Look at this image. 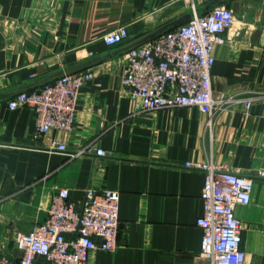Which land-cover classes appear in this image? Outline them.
Masks as SVG:
<instances>
[{"label": "crops", "instance_id": "obj_1", "mask_svg": "<svg viewBox=\"0 0 264 264\" xmlns=\"http://www.w3.org/2000/svg\"><path fill=\"white\" fill-rule=\"evenodd\" d=\"M222 1L234 19L213 49L212 94L252 104L206 125L195 107L136 112L122 85L127 47L185 17L188 0H0V254L18 259L15 233L43 221L60 188L76 205L86 188H108L120 194L117 244L92 250L89 264H211L195 225L204 175L185 163L212 160L253 177L249 202L234 211L246 263L264 264V0ZM118 27L126 38L108 46L103 35ZM66 69L94 75L80 89L73 127L35 137L34 113L7 101ZM51 139L67 150L49 148ZM89 143L107 154L69 156Z\"/></svg>", "mask_w": 264, "mask_h": 264}, {"label": "built area", "instance_id": "obj_2", "mask_svg": "<svg viewBox=\"0 0 264 264\" xmlns=\"http://www.w3.org/2000/svg\"><path fill=\"white\" fill-rule=\"evenodd\" d=\"M188 0L192 17L157 37L134 46L124 54L122 85L134 111H150L174 107H195L207 113L206 125L214 115L232 105L245 114L251 99L220 93L214 97L211 88L213 49L222 42V34L231 26L234 14L225 5H218L203 14H196L198 2ZM124 27L103 35L108 46L126 38ZM94 75L80 70L14 94L7 101L11 110L27 107L34 113V136L49 131H70L74 124L81 87ZM49 148L66 151V144L51 139ZM106 151L94 143L69 152L70 157ZM204 175L201 190L202 213L195 225L202 230L200 254L211 264H247L240 247L241 221L236 204L250 200L254 179L235 173L226 163L212 160L186 162ZM263 177L264 170L258 171ZM120 194L116 190L86 188L76 205L66 188L51 196L46 216L27 232H17L13 241L20 252L18 259L0 254V264H89L92 250H113L119 229ZM99 238V242L96 241Z\"/></svg>", "mask_w": 264, "mask_h": 264}, {"label": "water", "instance_id": "obj_3", "mask_svg": "<svg viewBox=\"0 0 264 264\" xmlns=\"http://www.w3.org/2000/svg\"><path fill=\"white\" fill-rule=\"evenodd\" d=\"M222 0H208L207 2H205L204 6L202 8H198L196 9L195 13L196 14H203L205 12H207L208 10L212 9L213 7L215 6H218V5H221L222 4ZM190 17H192V11H190L185 17H181L177 20H174L172 21L171 23H168V24H165L163 25L162 27L158 28L157 30L145 35L143 38L133 42L132 44H130L127 49H130L134 46H137V45H140L144 42H147L155 37H157L158 35L182 24L183 22L187 21ZM81 69H76V70H62V71H59L57 73H54L52 74L48 79H45L44 82L41 84H45V83H48L50 81H53L54 79L60 77L61 75L63 74H70V73H73V72H76V71H80ZM22 90H28V89H21V90H18L16 91L14 94H16L17 92L19 91H22ZM13 94V95H14Z\"/></svg>", "mask_w": 264, "mask_h": 264}]
</instances>
